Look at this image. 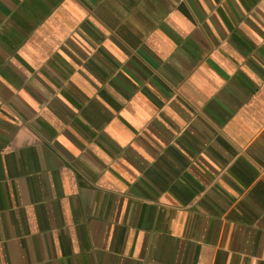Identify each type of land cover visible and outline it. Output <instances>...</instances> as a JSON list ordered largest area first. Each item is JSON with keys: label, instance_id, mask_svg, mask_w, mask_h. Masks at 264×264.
Returning a JSON list of instances; mask_svg holds the SVG:
<instances>
[{"label": "crops", "instance_id": "crops-1", "mask_svg": "<svg viewBox=\"0 0 264 264\" xmlns=\"http://www.w3.org/2000/svg\"><path fill=\"white\" fill-rule=\"evenodd\" d=\"M0 264H264V0H0Z\"/></svg>", "mask_w": 264, "mask_h": 264}]
</instances>
